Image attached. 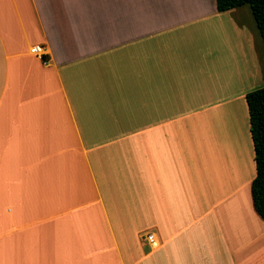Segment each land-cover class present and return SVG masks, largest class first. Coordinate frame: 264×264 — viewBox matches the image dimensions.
Listing matches in <instances>:
<instances>
[{
    "label": "crops",
    "instance_id": "obj_1",
    "mask_svg": "<svg viewBox=\"0 0 264 264\" xmlns=\"http://www.w3.org/2000/svg\"><path fill=\"white\" fill-rule=\"evenodd\" d=\"M245 5L0 0V264H264Z\"/></svg>",
    "mask_w": 264,
    "mask_h": 264
},
{
    "label": "trees",
    "instance_id": "obj_2",
    "mask_svg": "<svg viewBox=\"0 0 264 264\" xmlns=\"http://www.w3.org/2000/svg\"><path fill=\"white\" fill-rule=\"evenodd\" d=\"M218 11L248 4L264 45V0H215ZM249 112L250 133L254 147L256 175L251 182V195L256 213L264 220V87L245 96Z\"/></svg>",
    "mask_w": 264,
    "mask_h": 264
},
{
    "label": "rangeland",
    "instance_id": "obj_3",
    "mask_svg": "<svg viewBox=\"0 0 264 264\" xmlns=\"http://www.w3.org/2000/svg\"><path fill=\"white\" fill-rule=\"evenodd\" d=\"M242 9H245V10H242ZM242 11H246L245 14H241ZM224 16L226 17V21L223 18L224 22L219 21L214 26L215 35H220V34L222 35V31H225L224 27L225 28L228 27L232 37H234V33H237L240 36L242 32L246 34L248 37H260L259 31L256 25V21L248 5L243 6V8H240V10H238L235 13L226 12ZM227 20H230L228 24L226 23ZM238 30L242 32H238Z\"/></svg>",
    "mask_w": 264,
    "mask_h": 264
},
{
    "label": "built area",
    "instance_id": "obj_4",
    "mask_svg": "<svg viewBox=\"0 0 264 264\" xmlns=\"http://www.w3.org/2000/svg\"><path fill=\"white\" fill-rule=\"evenodd\" d=\"M31 52L38 55V56H41L43 54V47L39 44L33 45L31 47ZM145 239L148 242L153 243L154 242V235L153 234H146Z\"/></svg>",
    "mask_w": 264,
    "mask_h": 264
}]
</instances>
